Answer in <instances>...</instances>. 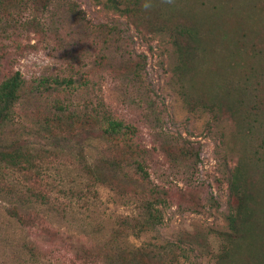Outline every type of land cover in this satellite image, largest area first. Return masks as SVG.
<instances>
[{
  "label": "rangeland",
  "instance_id": "374dc122",
  "mask_svg": "<svg viewBox=\"0 0 264 264\" xmlns=\"http://www.w3.org/2000/svg\"><path fill=\"white\" fill-rule=\"evenodd\" d=\"M142 2L0 0V82L23 80L0 153L35 158L23 169L0 159V264H105L106 238L180 242V264H213L233 178L254 216L223 262L264 264V0ZM91 108L134 128L147 185L103 170L86 190L85 165L128 162L122 142L91 126ZM148 187L161 224L127 236L117 221Z\"/></svg>",
  "mask_w": 264,
  "mask_h": 264
},
{
  "label": "trees",
  "instance_id": "16d2710c",
  "mask_svg": "<svg viewBox=\"0 0 264 264\" xmlns=\"http://www.w3.org/2000/svg\"><path fill=\"white\" fill-rule=\"evenodd\" d=\"M183 32L189 35L192 33L186 28L178 31L179 34ZM70 83L71 81L67 80L66 84ZM22 84L23 80L18 71L13 72L8 78L0 82V128L9 120L11 110L20 97L18 91ZM87 120L91 126L99 129V135L104 139V142L114 145L122 142L123 145L121 146H125L127 151L128 162L123 166L124 170L118 160H105L98 167L95 164L92 167L85 165L83 171L88 181L86 190L89 191V188L101 186L102 180L100 177L104 179V173L101 172L103 170L113 172V176L119 174L124 179H131L132 175L137 174L138 182L147 185V172L137 160L141 154L129 143L130 136L134 133V128L112 119L109 114L96 108L90 109ZM23 148L0 153V159L4 163L19 169L30 167L35 159L32 157L34 153L29 152L25 147ZM181 155L184 159H189L191 156L195 158L197 154L192 151V148L183 147ZM128 171H132L131 176L127 175ZM229 188L231 196L235 199V204L230 208V213L227 216V230L219 234L221 243L218 246L217 254L211 255L213 264H225L223 258H227L229 251H231L230 242L235 238L234 236L248 225L254 216L253 208L247 204V201L250 204L251 197L243 191L236 179L233 178L231 180ZM247 194L248 196H246ZM157 195L158 193L154 189L148 187L147 199L140 201L135 206V212L132 215L123 216L117 221L120 230L125 235L138 238L141 234L151 231L161 224V212L157 205L162 203V200L157 198ZM125 235L122 233L113 234L111 239L123 238ZM105 243L108 247L104 258L105 264H180L187 259L186 252H188V249L182 248L180 242H145L137 246L129 244L120 246L118 243L106 238Z\"/></svg>",
  "mask_w": 264,
  "mask_h": 264
},
{
  "label": "clouds",
  "instance_id": "9594fccd",
  "mask_svg": "<svg viewBox=\"0 0 264 264\" xmlns=\"http://www.w3.org/2000/svg\"><path fill=\"white\" fill-rule=\"evenodd\" d=\"M163 3L172 4L174 0H162ZM153 7L152 0H143L141 8L145 11L150 10Z\"/></svg>",
  "mask_w": 264,
  "mask_h": 264
}]
</instances>
